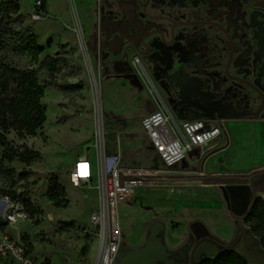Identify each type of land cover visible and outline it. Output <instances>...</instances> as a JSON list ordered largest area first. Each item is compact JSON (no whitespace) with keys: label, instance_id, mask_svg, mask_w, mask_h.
Masks as SVG:
<instances>
[{"label":"rangeland","instance_id":"374dc122","mask_svg":"<svg viewBox=\"0 0 264 264\" xmlns=\"http://www.w3.org/2000/svg\"><path fill=\"white\" fill-rule=\"evenodd\" d=\"M10 1L20 7L12 17L15 26L26 28L43 48L40 61L64 54L66 68L54 80L74 88L61 93L48 84V74L40 72L45 123L33 138L6 136L17 153L37 152L39 158L8 163L0 147V165L14 170L12 178L0 176V187L17 193L14 200L0 197V223L5 225L0 239L26 243L27 237L40 264H95L98 234L89 215L99 204L98 182L94 178L91 185L72 187V163L87 157L96 165L104 152L118 153L123 167L157 168L159 161L140 122L161 104L179 122L234 123L231 137L237 132L251 136L254 124L264 121V0H45L41 21L32 18L33 0ZM10 62L37 68L26 57H11ZM225 135L223 127L207 153L216 143L226 145ZM199 157L195 151L150 181L139 198L129 200L134 211L122 218L129 222L134 216L137 227L129 231L119 224L122 243L137 245L150 223L164 219L181 225L189 214L187 229L202 218L208 225L199 222L204 228L197 226L200 235L222 245L210 260L247 233L259 243L242 222L254 197L248 185L204 186L200 163L195 164ZM261 172H248L245 181ZM53 180L66 192L65 208L47 199ZM210 191L218 192L221 202L205 210L197 197ZM162 192L190 196L194 212L137 203L162 198ZM24 201L35 210L32 216L25 212ZM212 222L221 232L229 227L224 239L213 234Z\"/></svg>","mask_w":264,"mask_h":264},{"label":"built area","instance_id":"2783aa9c","mask_svg":"<svg viewBox=\"0 0 264 264\" xmlns=\"http://www.w3.org/2000/svg\"><path fill=\"white\" fill-rule=\"evenodd\" d=\"M44 17L42 1L33 0L32 18L41 21ZM140 124L159 161L157 168L123 167L118 153L103 152L96 165L87 157L77 158L69 172V182L74 188L91 185L94 178L98 182L99 204L89 215L90 225L98 234L95 264H112L122 244L117 220L119 202L136 199L140 188L172 171L195 151L202 157L206 147L222 135L223 129L221 121L216 124L201 120L179 122L163 104L145 115ZM82 166L86 167L82 169ZM5 204L3 201L1 205ZM27 250L28 244L20 240L0 239V261L3 264H40Z\"/></svg>","mask_w":264,"mask_h":264},{"label":"trees","instance_id":"16d2710c","mask_svg":"<svg viewBox=\"0 0 264 264\" xmlns=\"http://www.w3.org/2000/svg\"><path fill=\"white\" fill-rule=\"evenodd\" d=\"M42 1L45 10V0ZM19 4L16 1H0V15L4 22L0 24V147L8 163L15 159L28 164L39 158L37 152L17 153L10 147L6 136L13 133L17 138H33L46 121L45 108L41 104L44 95V87L40 85L38 75L45 71L50 77L49 85L61 93L72 92L74 88L67 83H57L54 76L61 69L66 68V59L63 53L39 60L44 50L38 45L37 38L22 26H15L13 16L18 15ZM59 49L63 47L59 45ZM11 57H26L37 68H18L11 64ZM0 176L12 178L14 170L0 165ZM26 176V175H23ZM26 179V178H25ZM206 183L220 185H241L245 183V175L211 177ZM47 199L56 208H65L68 204L64 188L53 180L46 192ZM0 197L14 200L17 193L12 189L0 187ZM25 212L32 216L35 213L29 201H24ZM244 224L252 235L259 239L264 249V201L257 198L250 213L244 219ZM4 224L0 223V232H3ZM27 243L28 238L23 237ZM28 244V243H27ZM228 248L215 259L204 264H247V262ZM33 248L28 244L27 253L31 254ZM48 264V263H47Z\"/></svg>","mask_w":264,"mask_h":264},{"label":"crops","instance_id":"0c3cea01","mask_svg":"<svg viewBox=\"0 0 264 264\" xmlns=\"http://www.w3.org/2000/svg\"><path fill=\"white\" fill-rule=\"evenodd\" d=\"M234 123H223V127H225L226 137H228V143L224 146L219 147V144L216 143L212 147V151H208L207 149L204 150V157H199L195 164H199L200 172L204 177L203 180L211 178V177H227V176H239L245 175L250 171L257 170L263 171L264 170V121H260L254 124L255 131L251 136H245L241 133H236L233 137L229 136V128ZM239 124V123H237ZM141 125V124H140ZM142 129V128H141ZM147 138V137H146ZM148 140V139H147ZM149 144V142H148ZM152 151V150H151ZM153 153V151H152ZM154 154V153H153ZM193 154V153H192ZM190 154V155H192ZM188 158V157H187ZM201 160V161H200ZM122 161V159H121ZM200 161V162H199ZM74 162L72 163L73 166ZM175 169V168H174ZM204 186L214 188L219 184H210V183H203ZM241 188H245V186H241ZM142 188L137 191V198L142 193ZM162 198H155L151 200H139L137 203L147 204V205H154L157 209L167 210V209H174L176 207H181V209H174V213H193L194 211L190 208V196L185 195L181 197L178 193L168 194L166 192H162ZM198 198V205L205 210H211L216 208L218 203L221 202V198L218 192L210 191L206 196H200ZM125 204H118V210L121 211L120 214V228L129 229V231H133L134 228L137 227V222L134 219V216L131 217L129 222L125 221L122 217L123 213H131L134 211V205L129 204L128 202H124ZM197 204V203H196ZM131 211V212H129ZM190 215V214H189ZM184 217L182 224L177 223L176 226H173L171 222H167L166 220L162 219L160 221L165 227V242L166 246L170 250L177 249L181 245H183L188 236H189V229H187V222L188 218ZM199 222L206 223V220L199 218L197 219ZM196 223L194 226L202 227L201 223ZM208 225V224H207ZM214 226L213 234L217 237H223L229 230V227H225L226 230L221 232L218 227L211 223ZM193 226V225H191ZM203 228V227H202ZM204 229V228H203ZM211 230V229H209ZM212 232V231H211Z\"/></svg>","mask_w":264,"mask_h":264},{"label":"flooded vegetation","instance_id":"af4514ba","mask_svg":"<svg viewBox=\"0 0 264 264\" xmlns=\"http://www.w3.org/2000/svg\"><path fill=\"white\" fill-rule=\"evenodd\" d=\"M245 184L249 186L250 191L253 193L254 197L252 201L250 202L248 209L245 211V215L242 217L243 223L248 213H250L254 201L257 199L256 194L257 193L264 194V172L259 173L258 176H254L251 179L248 178V180L241 185H245ZM189 231L190 233H189V236L186 242L180 247H178L177 249H174V250L168 249L169 250L168 256H165V257L159 256V258L162 261L159 262L158 264H204L206 261H209V260H206V261L204 260L207 257V255L210 254V250H206L205 248H203L202 244L209 243L213 246H217L218 250H219V247L222 246L219 242H217L213 238L204 237L200 235V230L199 228H197V226H194V225L191 226ZM247 234L243 235L238 240H236L234 243L229 245V248L234 249L241 243H245ZM199 241L201 244L198 247L196 244ZM157 243L163 246L164 245L166 246L165 227L161 222L154 221L147 226L144 232L142 241L139 244L129 245V244L123 243V246L120 245L117 251V254L119 252H122V256L126 257L128 261L136 257L140 259L141 255L144 253L145 250H147V248L155 246ZM197 250L199 252H197ZM115 262H116V257L112 264H116Z\"/></svg>","mask_w":264,"mask_h":264},{"label":"water","instance_id":"95a60500","mask_svg":"<svg viewBox=\"0 0 264 264\" xmlns=\"http://www.w3.org/2000/svg\"><path fill=\"white\" fill-rule=\"evenodd\" d=\"M248 189L250 190L249 186ZM256 198H260L264 201V194L257 193ZM188 233H190V231ZM202 245L203 248H205L206 250H210V254L207 255L204 261L210 260L211 255L218 254L217 246H213V245L211 246L209 243H204ZM121 246H123V243L121 244ZM198 250L197 252H199ZM232 252L243 258L247 262V264H264V250L260 246V244L257 243L256 240L252 238V236L249 233L246 235L245 243H241L240 245H238L236 248L232 250ZM168 255H169L168 248L165 245L163 246L157 243L155 246L147 248V250H145L144 253L141 255L140 259L136 257L128 261L126 257L122 256V252H119L116 255L115 263L116 264H158L159 262L162 261L159 258V256L165 257Z\"/></svg>","mask_w":264,"mask_h":264},{"label":"snow or ice","instance_id":"6c2138e0","mask_svg":"<svg viewBox=\"0 0 264 264\" xmlns=\"http://www.w3.org/2000/svg\"><path fill=\"white\" fill-rule=\"evenodd\" d=\"M84 167H86V166H82V169H83ZM82 174H85V173L82 171Z\"/></svg>","mask_w":264,"mask_h":264}]
</instances>
